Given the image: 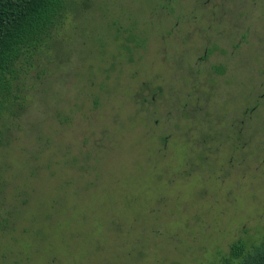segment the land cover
Masks as SVG:
<instances>
[{
    "label": "rangeland",
    "instance_id": "obj_1",
    "mask_svg": "<svg viewBox=\"0 0 264 264\" xmlns=\"http://www.w3.org/2000/svg\"><path fill=\"white\" fill-rule=\"evenodd\" d=\"M75 1L0 146V264H235L264 237V0Z\"/></svg>",
    "mask_w": 264,
    "mask_h": 264
},
{
    "label": "trees",
    "instance_id": "obj_2",
    "mask_svg": "<svg viewBox=\"0 0 264 264\" xmlns=\"http://www.w3.org/2000/svg\"><path fill=\"white\" fill-rule=\"evenodd\" d=\"M75 5V0H0V146L9 142L25 109L26 67L54 45L58 23ZM229 253L235 264H264V237L250 247L237 239Z\"/></svg>",
    "mask_w": 264,
    "mask_h": 264
}]
</instances>
